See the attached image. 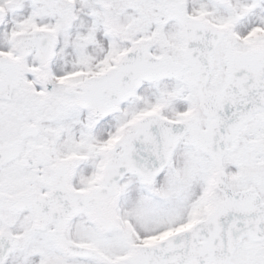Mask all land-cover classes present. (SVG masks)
<instances>
[{
    "label": "snow or ice",
    "instance_id": "6c2138e0",
    "mask_svg": "<svg viewBox=\"0 0 264 264\" xmlns=\"http://www.w3.org/2000/svg\"><path fill=\"white\" fill-rule=\"evenodd\" d=\"M0 264H264V0H0Z\"/></svg>",
    "mask_w": 264,
    "mask_h": 264
}]
</instances>
